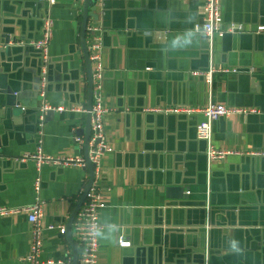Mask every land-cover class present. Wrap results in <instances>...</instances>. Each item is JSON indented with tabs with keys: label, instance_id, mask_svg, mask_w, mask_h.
I'll return each mask as SVG.
<instances>
[{
	"label": "crops",
	"instance_id": "crops-1",
	"mask_svg": "<svg viewBox=\"0 0 264 264\" xmlns=\"http://www.w3.org/2000/svg\"><path fill=\"white\" fill-rule=\"evenodd\" d=\"M40 1L0 0L3 69L8 81H19L20 90L31 89L36 70L34 54L20 43L40 38L39 15L50 14L53 22L44 100L19 114L4 107L0 97V207L23 208L38 196L46 228L39 260L59 264L67 253L73 262L66 223L88 172L49 166L38 173L33 163L16 164L13 158L40 148L45 156L85 159L84 145L73 140H84L88 130V114L81 112L88 104L79 42L84 0H56L51 9L41 8ZM201 3L99 0L97 21L88 20L87 27L98 28L102 40L104 138L112 149L99 182L106 207L100 213L97 264H264V158L229 156L207 170L204 144L195 137L202 115L166 118L150 111L197 110L210 102L255 109V115L216 121L212 142L217 149L264 151V31L256 33L264 27V0H221L222 28L243 25L247 33L215 38L211 47L198 30ZM3 30L17 41L5 44ZM209 67L240 71L215 75L211 85L192 77ZM41 103L52 110L39 123ZM176 185L189 188L183 193L187 207L166 210L167 203L177 202L166 199V190ZM203 214L208 230L200 225ZM30 229L26 213L0 218V264H23ZM120 237L129 248L118 247Z\"/></svg>",
	"mask_w": 264,
	"mask_h": 264
},
{
	"label": "built area",
	"instance_id": "built-area-1",
	"mask_svg": "<svg viewBox=\"0 0 264 264\" xmlns=\"http://www.w3.org/2000/svg\"><path fill=\"white\" fill-rule=\"evenodd\" d=\"M99 0H97L98 2ZM201 1V9L203 12V26L202 34L205 36L209 46L215 38L223 37L226 34L243 35L247 31L243 25L231 24L227 29L222 28V16L220 9L221 0H199ZM49 9L53 8L56 0H42ZM264 31V27H259L256 33ZM53 22L50 14H47L42 19V28L40 38L36 41H31L26 44L20 43L21 46H30L41 53L42 63V79L40 83V98L43 101L46 93V67L49 64V46L52 39ZM98 28L87 27L86 29V51L88 60L92 67L91 80H92V105L91 110L83 109L81 112L90 115V135L87 142V160L94 167L93 169V182L89 191L85 196V200L78 211L73 223L72 231L75 246L77 247L78 258L77 264H97V256L99 250V234L102 231L100 224V213L106 207L102 200L99 182L102 176V164L106 155L112 153V149L107 145L104 138V118L107 114V109L103 105V80L104 68L102 63V40ZM97 34V35H96ZM235 71L229 69H216L209 67L205 72L192 73V77L203 78L206 84L211 85L213 76L220 74H231ZM52 108L41 103L38 112V122L44 120V115L51 111ZM58 112H63V108H57ZM73 112H78V109H72ZM154 114L162 115H186L190 116L193 113H200L203 120L196 126V137L199 141L206 143V158L208 164L224 161L229 156H250L253 158H264V151L254 152H237L232 150L217 149L212 142V126L218 120L229 119L233 116L246 117L248 115H255L258 113L255 109L227 107L221 104L208 103L204 108H165V109H152ZM74 142L79 146L84 145V140L81 137H74ZM16 164L33 163L36 166L37 172L40 173L44 167H79L85 169L86 160L84 158H71V157H50L45 156L40 148L34 153H26L19 157L13 158ZM88 181V179H87ZM40 179L36 178L34 181V189L36 193L39 192ZM188 194V193H187ZM19 213L27 214V222L31 226L30 234V248L29 255L23 260V264H43L39 260V256L43 246L45 226L43 224L44 216V202L36 196L33 203L23 208L13 207H0V218L13 216ZM51 228V227H50ZM117 245L119 248L125 249L130 247V242L125 238L120 237ZM70 253L59 264H72ZM53 261H47L46 264H53Z\"/></svg>",
	"mask_w": 264,
	"mask_h": 264
},
{
	"label": "water",
	"instance_id": "water-1",
	"mask_svg": "<svg viewBox=\"0 0 264 264\" xmlns=\"http://www.w3.org/2000/svg\"><path fill=\"white\" fill-rule=\"evenodd\" d=\"M40 2L41 3L39 5L41 6V8L44 9V7H45L44 2H42V0ZM96 4H97L96 0H84V6H83V11H82V22H81V29H80V38H79L80 48H81V51L83 54V58L85 60V64L87 67V74H88V104H87V110L88 111L91 110V105H92V80H91L92 67H91V64L88 60V54L86 51L85 39H86V29H87V25H88V20L91 19L94 22L97 21L98 16L96 14V11H97V5ZM39 16L41 18V24L40 25L42 28L43 14H41ZM202 26H203V23H202V25H199L198 30H200V32H202ZM194 30H195V27H194ZM98 34L100 35V33H98ZM12 35H13V33H4V30H3L1 40H4L5 44H9L12 41L13 42L17 41V40H11L10 41V38ZM223 37H220V39H222ZM21 49L24 50L25 52L31 51L32 54H34V58L36 60V70H34V72L32 70L33 79H32V87L30 90H22L23 86H22V89L20 90L21 85L19 84V81L16 80V78H13L11 81H8V79L11 78V76L8 75L3 69V62H2L3 57L1 55L2 50L0 49V97L3 100L4 107H6L7 109H10V111H13V113H14V110L18 109L19 114H22L26 111L23 109V107H30L31 109H35V107L37 106V103L39 101H42L40 98V83H41V79H42L41 72H42V68H43L42 63H41V53H40V51L35 50L33 47H30V46H25ZM50 62H51V59L49 60V64L46 67V82H47L46 92L48 90V84H49ZM237 71H240V70H235V73H231V74L232 75L237 74L238 73ZM248 71H242V72L248 73ZM195 80H199L200 82L201 81L204 82L203 78H201V77L195 78ZM15 89H18V90H15ZM48 115H51V114L48 113L47 116ZM167 116H164V117L169 118ZM89 122H90V115L88 114V124H87L88 130L85 134V139H84V142H85L84 143V151H85V160H86V167L84 170L88 172V181H87L84 192H83L76 208L74 209V211L72 212V214L70 215V217L66 223V230H65V235H66L68 241L70 242L71 248L73 251V264H77L78 252H77L75 245L72 241L73 235L70 236V230H71L72 223H73L78 211L80 210V208H81V206L85 200V196H86L87 192L89 191L91 184L93 182V179H94V176H93L94 167L87 160V142H88L89 135H90L89 134V130H90ZM212 132H213V126H212ZM195 135H196V132H195ZM196 139H197V137H196ZM200 142L204 144V158H205V162H206L207 170H208V168L210 167L211 164L210 165L208 164L207 158H206V143H204L202 141H200ZM221 162H223V161H221ZM208 175H209V171H208ZM184 191H186L188 193L189 188H185L183 186H178V185H176V187H168V189L166 190V199L167 200H174L177 202L176 203H167L165 205V209L169 210L170 206L180 207V208L187 207V204H185L183 201H187L189 197H188V195H183ZM202 206H205V207H203V210H204V208L207 209V205L202 204ZM204 212H205V214H209V208L207 210H204ZM204 221L202 222V224H200L201 226H205V223H206L205 215H204ZM205 227L207 230L209 229L208 225ZM176 233H178V232L176 231Z\"/></svg>",
	"mask_w": 264,
	"mask_h": 264
}]
</instances>
